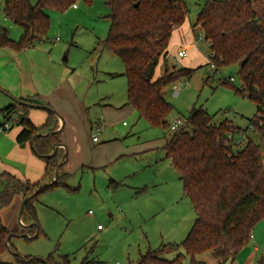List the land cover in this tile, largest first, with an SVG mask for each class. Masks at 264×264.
I'll use <instances>...</instances> for the list:
<instances>
[{"label": "rangeland", "instance_id": "obj_1", "mask_svg": "<svg viewBox=\"0 0 264 264\" xmlns=\"http://www.w3.org/2000/svg\"><path fill=\"white\" fill-rule=\"evenodd\" d=\"M4 2L0 0V30L7 28L9 36L18 41L23 29L6 16ZM185 2L189 15L170 44L171 52L176 54L179 46H184L180 36L190 30L205 4V0ZM256 2V10L264 16V0ZM76 4L77 7L70 6L62 12L48 9V35L34 46L19 52L11 46L0 47V108L14 103V99L8 98V90L18 89L32 96L45 92L82 120L104 128L100 134L102 142L95 143L93 130L88 127L85 150L72 154L69 151V161L62 168L68 176L40 192L34 200L42 228L38 237L25 236L30 226L29 222L19 220L21 194L2 209L4 224L25 232L12 237L16 250L0 255V259L9 262L17 263L19 255L42 258V264L48 260L54 264H134L140 251L146 252L149 246L155 249L162 243H181L198 216L163 149L169 134L165 135L162 127L152 126L128 104L124 63L103 46L111 28V9L105 0H78ZM194 33L203 35L199 26ZM209 53V42L197 41L184 57L173 54L169 58L167 54L169 64H158L156 72L162 74L166 69L176 72L181 66L195 68L190 78L175 81L164 89L165 97L173 105L169 122L185 121L193 107L206 108L214 114L216 123L228 119L247 129V134L260 144L264 161V133L249 126L258 111L257 105L237 91L242 86L238 65L223 66L209 76ZM225 76H233V83L223 82ZM174 85L180 86L178 92ZM3 121L0 113V123ZM70 127L64 130L68 137L74 135ZM20 130L21 125L14 123L11 129L0 131V159L9 168H22L17 157H4ZM168 131L173 132L169 128ZM113 139L120 140L128 149L110 160L116 152ZM104 143L108 145L100 152L97 145ZM103 160L110 161L99 165ZM0 170L3 171L1 167ZM99 224L105 227L103 232L99 231ZM179 251L184 254L182 264H191L184 248ZM259 253L260 261L264 257V243ZM176 254L171 252L165 257L172 259ZM211 264L219 263L213 258Z\"/></svg>", "mask_w": 264, "mask_h": 264}, {"label": "trees", "instance_id": "obj_2", "mask_svg": "<svg viewBox=\"0 0 264 264\" xmlns=\"http://www.w3.org/2000/svg\"><path fill=\"white\" fill-rule=\"evenodd\" d=\"M77 1L38 0L32 3L31 0H5L6 16L23 31L20 39L15 41L9 36L8 29L2 28L0 47L11 46L19 52L34 46L48 35L50 16L47 10L67 11ZM256 1L205 0L193 26H199L209 40V55L219 69L238 65L242 86L237 91L252 99L258 110L249 126L263 134L264 16L256 10ZM105 3L112 13L111 28L103 46L124 63L128 79L127 102L140 117L152 126L165 129V135L169 134L163 149L198 215L181 243H162L155 249H148L134 264H182L184 254L179 251L181 247L190 256L191 264H207L199 258L206 251L219 264H236L239 252L252 238L255 225L264 218V161L260 144L247 134V129L235 126L228 119L216 123L214 114L203 107H193L188 118L181 123L183 129L179 131L178 127L169 133L171 123L168 116L173 105L165 97L164 89L175 81L190 78L195 68L181 66L176 72L166 69L157 77L155 72L160 59L168 54L173 30L189 15L185 0H105ZM223 82L233 83L226 77ZM20 99L26 103L46 104L35 95ZM26 103H10L0 108V113L4 118L16 116V123L22 126L17 141L25 144L33 139L34 151L44 159L46 167L43 180L38 182L22 179L7 170L0 172V255L16 250L12 237L25 233L4 224L2 209L16 195L21 194L24 198L37 191L44 181H52L64 154L58 149L53 156H48L53 145L60 142L58 133L35 136L45 130H56V114L48 111L44 124L35 125L29 117L31 107ZM243 134L246 141L237 145L236 141ZM67 176L61 166L54 183L43 186L26 202L22 221L32 223L25 235L27 238H36L42 231L34 200L40 192L61 183L60 179ZM171 252H177L176 256L166 258L165 255ZM43 262L44 259L32 256L23 260L19 255L17 263L0 259V264ZM47 263L54 264L50 260Z\"/></svg>", "mask_w": 264, "mask_h": 264}, {"label": "crops", "instance_id": "obj_3", "mask_svg": "<svg viewBox=\"0 0 264 264\" xmlns=\"http://www.w3.org/2000/svg\"><path fill=\"white\" fill-rule=\"evenodd\" d=\"M180 28H181V26H179L173 30V34H172V37L170 40V44L173 40V37L175 36L174 35L175 32L180 30ZM195 28L196 27L193 26V23H191L190 24V30L188 29V31H186L187 32L186 35L180 36L179 40L183 41L182 43L184 46L180 45L178 50L186 48V51H187V50H189V48L192 49V48L196 47L197 41L195 39L196 35L194 33ZM170 46H168V54H170L169 58L173 54L174 55L176 54L175 52L174 53L171 52ZM178 50H177V52H178ZM166 57L161 58L160 62H159V63H161L162 61H164L165 62L164 67H166V63L169 64V62H168L169 60H167ZM180 58H182V57H180ZM161 74H162L161 72H158V73L155 72L156 77L160 76ZM60 86L62 87V84H60ZM63 86H64V84H63ZM62 88H65V87H62ZM54 90H56V89H54ZM8 91L10 92V97H8V98H10V101H11V99L13 100V98H12L13 96L18 98V99L32 96L31 94H28L26 92H22L18 89H13V90H8ZM61 93H63V91ZM48 95L49 94H46L45 92L35 94V96L37 98H39L40 101H42L46 104H49L51 107H53L59 113V114H56V118H57L56 122L57 123H55V126H56V129H61V130H60V132H58L57 138L60 141L59 143H64L66 146H67V144L69 145V147L67 146V148L69 149L68 150V158H67L66 162L62 165V168H63V166L69 161V151H70V154H72V152L76 151V150L77 151H81L82 149L85 150L86 145L84 142V138L87 135L88 127L91 128V131L93 130L94 123L92 121L90 122L89 120H87L88 123L85 120H82V118H80V115L78 117L75 114L76 112H72V110H70V108L64 106L63 102H59V104H57L56 101H58V100H56L54 98L51 99ZM4 102H7V99L6 100L4 99ZM41 110H43V111H33V108L29 109V117L35 125L44 124V122L46 121V119L49 116L48 111H46L45 109H42V108H41ZM60 116H62V118L64 119V122ZM77 121H79L78 123L80 126L77 125ZM70 125H71L70 129L73 130V132H74V135L72 137H68V136H66V134H64V130L67 129ZM21 129H22V126H21ZM45 132H46V130L43 131V133H45ZM100 136H99L98 141H94L92 138L93 142H95V143L102 142ZM16 137H17V135H16ZM113 140H115V139H113ZM113 143L116 144V148H115L116 152H114V154H113L112 158H110V160L114 159L115 157H119V155H122V153H125L126 149H128L124 144L120 143V140H115V141H113ZM106 145H108V143L98 144L97 146H100V148L98 150L101 152V149L103 148V146H106ZM34 149L35 148L32 147V143L30 141L26 142L25 144H21L16 139L12 143L10 151L8 153L4 154V157H6V158L10 157L12 159L17 157L19 159V163H20V166H22V168L21 169L18 167L14 168L11 165L9 168L8 164L4 163L0 159L1 169L10 171L22 179H30L31 181L35 182V180L39 181V178L41 177L40 178V180H41L43 175H44V172H45V167H46L45 164L46 163H45L44 159L34 151ZM58 149H61L60 151H62V153L65 152V146L63 144L62 145L60 144L58 146ZM110 160H106V161L103 160L101 162V164H99V165H103ZM96 165H98V163H96ZM20 170H22V172ZM135 189H138V188H135ZM98 229H99V231L103 232L105 230V227L102 229H100V228H98ZM252 233L253 234H252L251 240L239 252L237 259L235 261L236 264H261L259 262V258H260L259 251H260V246L264 243V218L262 220H260L255 225ZM150 248H151V246L148 247V249H150ZM141 254H142V251H140V253H139V258H140ZM199 258L201 260L207 261L211 264L213 262L214 257H212L211 255H207V253L204 252V253L199 255ZM136 261H138V260H136ZM45 264H47V263H45Z\"/></svg>", "mask_w": 264, "mask_h": 264}, {"label": "water", "instance_id": "obj_4", "mask_svg": "<svg viewBox=\"0 0 264 264\" xmlns=\"http://www.w3.org/2000/svg\"><path fill=\"white\" fill-rule=\"evenodd\" d=\"M13 99H14V101H16L17 103H26L25 101H23V100H21V99H18V98H16V97H12ZM26 104H28L31 108H42V109H45L46 111H49V112H52V113H55V114H59L58 113V111H56L53 107H51L50 105H48V104H36V103H26ZM61 118H62V116H60ZM62 120H63V122H64V119L62 118ZM183 127H184V125L183 124H181L180 126H179V128H178V130L179 131H181L182 129H183ZM60 130L61 129H56V130H54V131H48L47 133L45 132V133H37L35 136H37V135H51V134H56V133H58V132H60ZM35 138V137H34ZM31 143H32V147L34 146L33 145V139L31 140ZM64 145L65 146V152H64V154H63V157H62V159L59 161V165H57V167H56V170H55V177H54V179L52 180V181H50V182H43L41 185H40V187L37 189V191H35L34 193H32V194H30V195H28V196H26V197H24L23 198V200H22V202H21V206H20V209L21 210H19V220H20V222L22 221V215H23V211L25 210L24 208H25V204H26V202L28 201V200H30V199H32L33 197H34V195L37 193V192H39L40 190H41V188L43 187V186H47V185H50V184H53L54 183V181L58 178V176H59V170H60V167L66 162V160H67V158H68V148H67V146L64 144V143H55L54 145H53V151H52V153H50L48 156H53L57 151H58V146L59 145ZM27 225V224H26ZM32 225V223H29L27 226H31ZM9 251H12V250H9ZM23 260H24V257H21ZM260 263H264V257L259 261Z\"/></svg>", "mask_w": 264, "mask_h": 264}, {"label": "built area", "instance_id": "obj_5", "mask_svg": "<svg viewBox=\"0 0 264 264\" xmlns=\"http://www.w3.org/2000/svg\"><path fill=\"white\" fill-rule=\"evenodd\" d=\"M72 6L73 7H77V4L74 3ZM195 39H196V41H207V42H209V40H207L205 38L204 33L201 36H197L196 35ZM186 53H187L186 48H183V49L178 50L177 55H178V57H184L186 55ZM208 62L210 64V66H211L210 75H213L214 71L219 70V68H218L216 62H214L211 59L210 55H209V61ZM226 78H228V80H230V81H234L233 76H228ZM179 88H180L179 85H174V89H175L176 92H178ZM16 121H17L16 116L12 117V118H4V121L2 123H0V131L1 130H9V129H11L13 127L14 123H16ZM181 123H183V121L178 119L177 122L171 124V127H170L171 130L177 129ZM103 130H104V128L101 126V124H97V125L94 126V128H93L94 132H93V135H92V138H93L94 141H98L99 140L100 133ZM244 135L245 134L242 135L241 139H238V141H236L237 145H241V143L244 144V141H246L244 139ZM98 228L102 229L104 227L102 225H98Z\"/></svg>", "mask_w": 264, "mask_h": 264}]
</instances>
